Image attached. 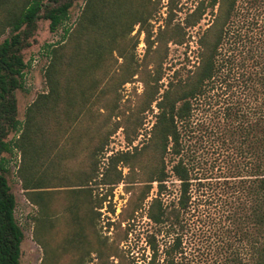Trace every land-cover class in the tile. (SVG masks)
Wrapping results in <instances>:
<instances>
[{
  "label": "trees",
  "instance_id": "1",
  "mask_svg": "<svg viewBox=\"0 0 264 264\" xmlns=\"http://www.w3.org/2000/svg\"><path fill=\"white\" fill-rule=\"evenodd\" d=\"M73 1L0 0V37L6 32L0 39V264H19L22 239L1 155L11 148L7 134L19 126L14 90L21 88L26 66L21 50L28 45L37 19L47 20L48 30L55 31ZM154 10L150 0H85L73 29L64 28L57 45H46L47 90L27 105L19 144L24 145V153L35 131L59 139L71 137L79 115L89 108L91 92L86 79L94 83V71L105 64L116 62L117 84L138 73L137 67L134 70L128 64L127 49V36L135 24L144 35L147 57L139 70L142 73L151 64L145 74L154 84L153 93L158 94L155 84L162 75L168 44L186 45L191 40L189 29L209 13L208 24L195 35V61L189 67L171 69L162 91L150 98L155 112L146 142L119 154L126 175L139 176L138 200L143 201L153 189L144 213L148 226L135 229L133 214L141 201H133L128 216L113 227L111 238L97 241L90 249L78 213L81 200H87L78 193L84 191L83 184H67L63 181L67 177L59 172H33L37 160L31 158L21 166L19 177L27 199L39 208L33 216L35 227H52L54 216L47 211V194L63 190L71 195L63 211L73 227L61 248L78 252L75 264H81L84 253L91 250L103 258L101 264H264V0H194L180 20L173 21L168 9L162 27L153 34L149 18ZM140 125L137 122L134 128ZM96 137L101 147V134ZM202 139L210 145L217 141L224 152L230 151L224 155L228 163L224 183L234 201L219 205L191 201L192 183L203 176L197 154ZM96 150L94 146L90 172L95 171ZM57 153L62 158L64 152ZM44 177L61 178L62 185H49ZM168 177L177 182L173 197L165 182ZM90 211L95 213V206ZM88 219L91 222L92 216ZM140 236L143 247H137V252L131 239ZM39 237L35 240L43 249L41 264H46L55 253Z\"/></svg>",
  "mask_w": 264,
  "mask_h": 264
},
{
  "label": "rangeland",
  "instance_id": "2",
  "mask_svg": "<svg viewBox=\"0 0 264 264\" xmlns=\"http://www.w3.org/2000/svg\"><path fill=\"white\" fill-rule=\"evenodd\" d=\"M150 1L155 4V10L149 18L153 34L156 33L158 27H162L168 9H170L168 16L170 15L173 21H177L194 4V0ZM84 2L85 0H74L68 9L66 19L55 31L48 30L47 20L37 19L35 29L28 38V45L21 50L26 66L23 70L21 88L14 90L16 118L19 120V126L18 130L7 134L6 140L10 142L11 148L8 152L1 154L6 169L5 177L10 192L14 195V218L22 232V239L19 244V264H41L43 249L38 240H35L36 235L38 237L40 235V239L43 237L47 249L55 253L46 264H75L78 257V252L72 248H61L63 238L73 227V222L69 219L68 214L63 211L65 201L71 200L70 194L65 195L63 190H53L48 193L47 211L54 216L52 227L48 229L35 227L33 216L39 214V208L27 199L19 177L21 166L31 158L37 160L36 164L32 165L31 170L33 172H52L55 175L59 172L60 175L64 174L67 177L68 180H63L65 183L83 184L81 185L84 191L78 193L80 197L85 196L87 200L80 199L83 201V207L78 213L82 216L80 221L84 226L83 234L90 249L96 247L97 241L111 238L113 227L121 217L128 216L127 209L130 208L133 201L137 203L141 201L139 202L141 203L140 208L133 214L135 229L148 226L144 213L153 189L148 192L143 201L138 200L139 186L136 185L140 184L136 181L139 176L132 173L126 175L127 168L118 160L119 154L125 151H133L134 147H140L146 142L155 112L154 102H150V98L162 91L171 69L189 67L195 61V35L197 31L202 30L208 24L210 19L209 13H205L199 22L189 29L191 40L186 45L168 44L167 57L162 64V75L155 84L158 87V94L153 93L154 84L150 81V76L148 79L145 74L150 70L151 64L148 63L142 73L139 70L140 67H143L141 65L146 63L147 57L144 56V35L141 31L138 32L135 24L127 36L129 38L127 49L130 55L128 64L131 65V69L134 68L135 70L137 67L138 73L133 75L128 82L117 84L119 71L115 67L116 62L112 66L105 64L94 71L97 75L95 76L96 81L90 84L89 80L86 79L85 83L91 92L86 103L90 109L86 108V111H82L79 115L78 125L72 128L75 133L70 132L72 138L65 136L59 139L52 133L41 135L35 131V134L32 135V145L26 146L27 150L23 153L24 145L21 148L19 144L21 143L20 134L23 131L26 107L39 93L47 90L44 78V69L49 61L46 45H57L63 29H73ZM5 35L6 32L0 39ZM116 61L119 62L120 59L118 58ZM149 74L151 75V73ZM143 79L146 80L147 84L142 82ZM137 122H140L141 125L134 128ZM36 127L38 129L37 125ZM96 133L98 136L101 134V147H98ZM44 141L45 145L43 146ZM218 144L216 141L214 145H210L202 139L197 148L203 176H201L200 182L192 183L191 201H215L216 205H219L221 201L235 200L234 195L230 194V189L224 183V179H227L224 177L228 175V163H225L224 155L230 151L224 152ZM94 146L97 147V150L93 152L95 153V165L93 164L95 171L90 172L89 166L91 165V153ZM57 151L64 152L61 153L62 158L59 157ZM33 154L35 155L33 156ZM164 163H166V156ZM83 175H86V178ZM73 176H76V179ZM45 179L50 183L49 185H62L60 183L61 178L48 179V177H44V181ZM69 180L70 182H68ZM165 182L172 188L170 197L175 196L177 194V182L172 177L166 178ZM200 193H203V196H200ZM91 206H95L97 212H91ZM90 216H92V221L88 222ZM43 230L46 233H42L41 236L39 233ZM142 240L141 236L134 241L131 239V243L134 242L135 251H137V247H143ZM102 259L91 250L87 254L84 253L81 264H101ZM105 260L106 257L104 262Z\"/></svg>",
  "mask_w": 264,
  "mask_h": 264
}]
</instances>
